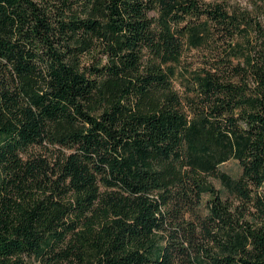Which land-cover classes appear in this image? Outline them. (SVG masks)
<instances>
[{
	"label": "trees",
	"instance_id": "16d2710c",
	"mask_svg": "<svg viewBox=\"0 0 264 264\" xmlns=\"http://www.w3.org/2000/svg\"><path fill=\"white\" fill-rule=\"evenodd\" d=\"M263 185L258 1L0 0V264H264Z\"/></svg>",
	"mask_w": 264,
	"mask_h": 264
},
{
	"label": "rangeland",
	"instance_id": "374dc122",
	"mask_svg": "<svg viewBox=\"0 0 264 264\" xmlns=\"http://www.w3.org/2000/svg\"><path fill=\"white\" fill-rule=\"evenodd\" d=\"M213 1V0H210ZM231 4H239L242 6H247L252 8L253 2L255 0H228ZM258 4L262 7L263 10V18H264V0H256ZM201 53L196 50H189L185 52L184 56L180 64L177 65L176 70L177 74L174 77L175 87L180 93H184L186 91L187 80L191 77V71L197 68L200 65ZM45 149H40V152H43ZM49 152V151H48ZM221 169L230 173L233 176H238L241 173V165L238 160L230 159L229 161L222 164ZM210 181L215 185L216 188L220 189L223 197L228 196V193L224 190L222 184L218 179L210 178ZM264 189V185L263 188ZM207 197V196H204ZM205 208V207H204ZM204 208L202 210H204ZM33 264H42L39 261L33 262Z\"/></svg>",
	"mask_w": 264,
	"mask_h": 264
}]
</instances>
